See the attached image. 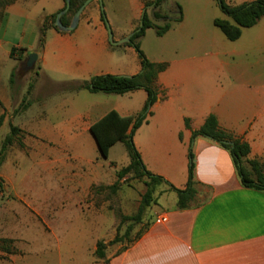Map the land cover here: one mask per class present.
Segmentation results:
<instances>
[{
  "label": "crops",
  "instance_id": "obj_1",
  "mask_svg": "<svg viewBox=\"0 0 264 264\" xmlns=\"http://www.w3.org/2000/svg\"><path fill=\"white\" fill-rule=\"evenodd\" d=\"M145 1L150 0H103L104 11L110 8L114 16L106 14L114 41L137 30ZM251 1L228 3L239 6ZM181 2L183 20L158 37L153 51L144 47V38L153 29H147L139 41L149 61L166 63L168 68L157 79L159 99L153 115L137 131L134 142L146 169L181 190L187 186L192 149L195 206L178 209L174 193V200L152 215L142 236L119 253L107 252V262L95 260L99 240L88 241L103 236V227L98 230L79 220L57 249L50 250L55 241L33 244L10 254L6 264H264V191L243 186L229 150L204 137L192 140V132L214 114L224 130L250 145L249 158L264 164V17L244 29L238 44L232 45L214 25L217 18L226 17L209 13L206 21L215 0ZM36 4L42 7L33 13ZM173 5L167 0V7ZM65 7L64 0H13L0 5V103L7 110L13 106L11 76L22 70L30 54L37 53L35 85L28 96L31 105L23 113L22 127L31 141L40 144L29 146L33 152L79 158L90 148L98 149L91 133L94 123L111 111L135 116L148 96L142 89L89 96L84 95L89 91L79 90L57 106L49 103V89L58 84L49 73L87 82L100 75L134 76L142 69L134 47L110 43L99 0L85 8L71 32L57 30L49 21L44 47L39 49L43 20ZM13 48L25 50L16 55L21 61L11 58ZM58 109L61 117L53 119ZM151 139L164 144L151 145ZM151 148L167 154L162 164ZM89 249L94 255L87 256Z\"/></svg>",
  "mask_w": 264,
  "mask_h": 264
},
{
  "label": "rangeland",
  "instance_id": "obj_2",
  "mask_svg": "<svg viewBox=\"0 0 264 264\" xmlns=\"http://www.w3.org/2000/svg\"><path fill=\"white\" fill-rule=\"evenodd\" d=\"M170 1L175 2V5H182L183 0ZM48 4L47 2L46 5ZM41 7L42 4L34 5L33 13L38 12ZM102 12L105 16L109 14L114 18L110 8ZM209 13L211 17L215 13L217 17H225L216 1L211 3V9L207 10L206 21ZM153 30L144 38V47L148 52L153 51L159 41ZM217 32L222 35L220 31ZM231 43L238 44L236 41ZM35 73V70L26 72L18 68L12 87L13 106L7 110L0 103V146L11 133L12 126L22 129L13 145L8 148L0 168V239L12 240L9 244L14 251L12 254L25 250L27 246L44 245L51 241L55 243L50 250L57 249L65 243L66 231L82 220L98 230L103 227L104 235L98 237L99 239L89 238V242L99 240L109 244L117 236L120 237V242L109 245L106 250L119 253L145 230L152 215L174 200L175 192L165 196L170 192L168 187L159 186L154 194L157 203L145 210L141 223L133 224L131 221H124L123 217L137 214L147 187L144 179L136 178L133 174L119 178L120 171L130 163L124 144L115 145L110 150L108 159L102 158L96 148L84 151V156L79 158L61 157L47 151L33 152L29 145L38 146L40 143L28 138L27 131L23 128L24 111L16 110L22 103V97L29 85L35 82ZM49 77L58 81V84H53L49 89L51 105L57 106L72 97L73 91L68 85L75 81L63 74L49 73ZM85 93L84 95H91L90 92ZM85 104L87 106L90 103L86 101ZM61 114L62 111L58 109L52 118H59ZM150 144L163 146L164 142L151 139ZM164 147L168 149V144ZM158 150L151 148V151L161 157L162 164L167 154L159 153ZM152 158L156 159L154 154ZM4 246L6 244L0 243V264H6L10 255L3 250ZM86 254L94 255V251L89 249ZM95 260L99 261L97 258Z\"/></svg>",
  "mask_w": 264,
  "mask_h": 264
},
{
  "label": "trees",
  "instance_id": "obj_3",
  "mask_svg": "<svg viewBox=\"0 0 264 264\" xmlns=\"http://www.w3.org/2000/svg\"><path fill=\"white\" fill-rule=\"evenodd\" d=\"M13 0H0V5H7ZM66 3V0H64ZM87 0H71V8L69 12L63 16L62 22L65 26H69L71 19L76 12L82 7ZM226 18H217L214 25L226 36L230 41L240 39L244 29L252 28L264 17V0H254L239 6H232L228 0H215ZM167 0H150L145 1V9L151 10L152 14L146 12L143 17V28L135 33L129 46L135 48L139 54L141 62V72L134 76H117V75H100L93 77L87 82L70 83L69 89L73 92L79 90H87L91 93H105L123 95L135 90H144L147 93V101L143 110L135 116L123 117L116 111H111L103 118L98 120L91 126V133L97 143L100 156L104 159L109 158L110 150L118 143L125 145L130 163L119 173V178H123L127 174H133L136 178L144 179L147 191L143 196V200L136 215L123 217L124 221H131L133 224L142 222L145 210L157 201L154 194L161 185H166L171 192L177 194V208L180 210L195 206L197 197L196 181L194 180V154L189 149V178L185 189H177L162 176L149 172L143 164L142 157L134 143V135L136 131L149 121V117L153 115L152 108L159 99V91L157 88L158 76L164 72L168 65L166 63H153L147 59L140 46V39L144 37L147 29H154L158 37H163L175 23L183 20V10L180 4L174 7H167ZM56 15L46 17L41 25V35L38 48L42 49L45 44L46 30L49 26L58 30L54 25ZM102 20L105 22L106 16L103 12ZM139 28V27H138ZM137 28V29H138ZM25 50L13 48L11 50V58L21 61V57L17 58L18 52ZM15 74L10 79L11 88L15 84ZM35 82L29 85L26 96L16 112L26 111L31 105L28 96L34 89ZM186 127L190 128L188 119L185 121ZM21 129L17 126L11 127V133L1 143L0 148V168L6 158L7 150L15 142L16 137L21 133ZM198 137H204L218 143L221 147L230 151L235 162L238 174L244 187L264 191V164L258 160L249 158L251 147L248 143L241 141L232 133L224 130L214 114L209 115L203 126L192 132V140ZM227 142H233L228 144ZM1 182V180H0ZM131 227L127 231V235ZM144 231L135 237L130 243L138 240ZM122 239L116 237L111 243L106 244L104 241L97 243L95 257L97 260L107 262V247L109 245L120 242ZM0 243L6 244L2 247L5 252L12 254L14 251L9 247L12 240L0 239ZM128 246V245H127Z\"/></svg>",
  "mask_w": 264,
  "mask_h": 264
},
{
  "label": "water",
  "instance_id": "obj_4",
  "mask_svg": "<svg viewBox=\"0 0 264 264\" xmlns=\"http://www.w3.org/2000/svg\"><path fill=\"white\" fill-rule=\"evenodd\" d=\"M93 0H87L82 7L76 12V14L74 15L71 24L69 26H65L62 22V18L64 15H66L70 8H71V0H66V7L57 14L56 16V20L54 22V25L58 28V30L63 31V32H71L73 31L79 24L80 21V17L83 13V11L85 10V8L92 2ZM100 1V5L102 10H104V5H103V0H99ZM147 12V9H144L143 12V17L145 16ZM142 17V20H143ZM141 20L140 26L139 28L133 32L132 34H130L129 36L121 39L120 41H114V37H113V32L111 29L110 24L108 23L107 19L105 20L107 29H108V33H109V41L112 45H121V44H125V43H130L132 36L139 32L142 28H143V21ZM37 60H38V55L37 53H32L29 55L27 61L22 65V70L26 71V72H32L33 70H35L36 64H37ZM130 77V76H127ZM228 144H232L233 142H227Z\"/></svg>",
  "mask_w": 264,
  "mask_h": 264
},
{
  "label": "built area",
  "instance_id": "obj_5",
  "mask_svg": "<svg viewBox=\"0 0 264 264\" xmlns=\"http://www.w3.org/2000/svg\"><path fill=\"white\" fill-rule=\"evenodd\" d=\"M163 220H165V219H163Z\"/></svg>",
  "mask_w": 264,
  "mask_h": 264
}]
</instances>
